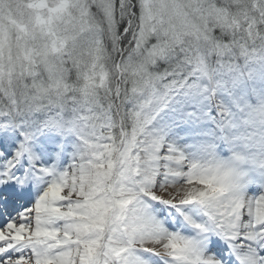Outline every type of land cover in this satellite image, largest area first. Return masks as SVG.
Segmentation results:
<instances>
[{"label":"snow or ice","instance_id":"snow-or-ice-1","mask_svg":"<svg viewBox=\"0 0 264 264\" xmlns=\"http://www.w3.org/2000/svg\"><path fill=\"white\" fill-rule=\"evenodd\" d=\"M0 264H264V0H0Z\"/></svg>","mask_w":264,"mask_h":264},{"label":"clouds","instance_id":"clouds-1","mask_svg":"<svg viewBox=\"0 0 264 264\" xmlns=\"http://www.w3.org/2000/svg\"><path fill=\"white\" fill-rule=\"evenodd\" d=\"M235 157L236 153L229 151L227 148L224 152L219 153L221 178L226 186L237 181L244 182L247 180L248 176L245 174L250 173L253 167L252 160L246 154H241V159Z\"/></svg>","mask_w":264,"mask_h":264}]
</instances>
